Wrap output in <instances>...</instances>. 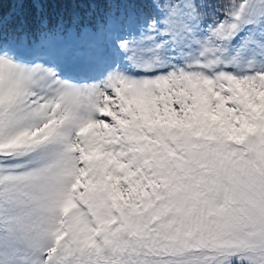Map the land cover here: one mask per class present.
Masks as SVG:
<instances>
[{
    "label": "snow or ice",
    "instance_id": "obj_1",
    "mask_svg": "<svg viewBox=\"0 0 264 264\" xmlns=\"http://www.w3.org/2000/svg\"><path fill=\"white\" fill-rule=\"evenodd\" d=\"M0 264H264V0H0Z\"/></svg>",
    "mask_w": 264,
    "mask_h": 264
},
{
    "label": "trees",
    "instance_id": "obj_2",
    "mask_svg": "<svg viewBox=\"0 0 264 264\" xmlns=\"http://www.w3.org/2000/svg\"><path fill=\"white\" fill-rule=\"evenodd\" d=\"M4 15L6 17H9L10 19H15L16 16L18 14H20L21 12H25V13H34V10L31 9V8H24V9H21L19 8L18 6L14 5V4H10V3H6L4 5ZM86 9H71V8H68V9H65V8H57V9H53L52 11L56 14H61V15H64L65 19H69L70 18V15L73 11H78L81 15L84 13Z\"/></svg>",
    "mask_w": 264,
    "mask_h": 264
}]
</instances>
